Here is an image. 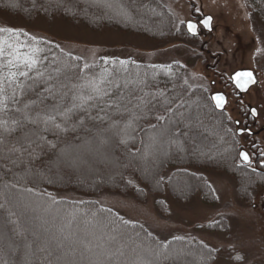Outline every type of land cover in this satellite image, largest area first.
<instances>
[{
    "label": "trees",
    "instance_id": "obj_1",
    "mask_svg": "<svg viewBox=\"0 0 264 264\" xmlns=\"http://www.w3.org/2000/svg\"><path fill=\"white\" fill-rule=\"evenodd\" d=\"M107 1L113 3L111 12L102 8ZM245 2L264 24V0ZM0 13L27 21L59 17L91 31L114 29L159 44L191 40L160 0H0ZM0 29L8 30L0 31V80L9 97L8 111L0 117L9 123L22 120L16 109L25 104L34 114L39 101L54 102L50 92L61 104H70L76 96L94 97L71 121L57 116L60 129L23 120L11 133L0 129V264H215L218 252L199 239L162 240L94 200L55 195L111 192L134 195L139 202L168 196L180 203L200 197L215 206L212 185L190 170L206 169L232 177L241 200L253 202V191L264 189V173L242 161L236 126L226 111L216 109L209 91L192 86L179 61L148 64L100 57L87 64L54 41ZM32 59L36 63L26 65ZM21 71L28 76H19ZM10 72L17 73L15 83L6 79ZM141 96L152 103L137 109L136 98ZM117 102H122V115L115 110ZM124 106L131 112H124ZM133 117L132 128L125 131ZM100 142L112 152L109 175L76 169L85 159L81 152L89 156L97 149L107 151ZM170 142L173 149L167 150ZM151 143L156 149L152 156ZM148 157L155 167L145 163ZM156 208L163 217L170 215L165 200H157ZM226 226V221H218L207 230L218 233L224 227L227 232ZM133 243L137 247L131 250Z\"/></svg>",
    "mask_w": 264,
    "mask_h": 264
},
{
    "label": "rangeland",
    "instance_id": "obj_2",
    "mask_svg": "<svg viewBox=\"0 0 264 264\" xmlns=\"http://www.w3.org/2000/svg\"><path fill=\"white\" fill-rule=\"evenodd\" d=\"M98 1L94 0L95 4ZM160 1L174 14L177 27L192 19L191 6L194 4L197 14L214 19L213 33H201L196 41L159 44L114 29L91 31L81 23L59 17L27 21L4 13H0V27L54 41L61 49L82 58L87 64L100 57L133 59L148 64L181 62L192 86L205 88L210 96L225 94L229 102L226 112L232 124L238 121L241 128H249L254 133V137L244 136L240 140L242 149L254 160L259 151L252 150L253 146L258 145L264 153V24L251 12L245 0ZM112 4L107 1L102 8L111 12ZM124 8H127L126 5ZM245 69L254 71L258 84L246 95H241L234 89L232 79L237 70ZM252 107L259 112L256 120L248 114ZM100 144L106 152L97 149L89 156L81 152L84 162L81 161L75 168L88 174L94 170L99 175L108 176L112 152H108L107 144ZM171 148L173 142L166 147L167 150ZM148 151L150 156L154 155L156 149L153 143ZM86 162L88 165H85ZM145 163L151 167L156 165L151 157L145 158ZM190 170L206 177L212 185L218 198L215 206L204 204L200 197L180 203L168 196H148L145 202H139L134 195L111 192L89 196L70 191L56 192L55 195L77 201L94 200L126 219L144 225L162 240L176 237L199 239L218 252L215 264H264V189L253 191L254 200L247 203L241 200L237 183L232 177L206 169ZM159 199L166 201L170 210L168 217H163L156 208ZM218 221H226L227 232L224 227L218 233L207 230L209 225ZM136 247L137 244L133 243L131 250ZM238 256L241 259H237Z\"/></svg>",
    "mask_w": 264,
    "mask_h": 264
},
{
    "label": "snow or ice",
    "instance_id": "obj_3",
    "mask_svg": "<svg viewBox=\"0 0 264 264\" xmlns=\"http://www.w3.org/2000/svg\"><path fill=\"white\" fill-rule=\"evenodd\" d=\"M211 20H212V17H210V16L207 19H205L204 20L205 26H210ZM188 27L190 30L193 31V33H195V31H196V25L195 24H189ZM0 31H8V30L7 29H0ZM2 54H3V49L0 48V55H2ZM25 63H26V65L31 66L32 64H35L36 61L34 59H32L30 61H26ZM18 74L21 77H27L28 76V72H24V71H21ZM16 77H17L16 72H10L6 79L9 83H15ZM244 77H247V79L246 80L243 79ZM233 79L235 80L237 87H240V88H245V86L248 83H254L255 82V80L253 78V73L250 71L249 72H238L233 77ZM4 84H5V81L0 80V112L8 111L7 102L9 100V97L6 95V89H5ZM17 87L22 88V85L17 84ZM93 90L97 91V92L99 91L98 88H94ZM50 95H51L54 102L51 104H46L43 100L39 101V103L37 104V107L39 108V110L36 111L34 114L30 111V109L32 107L30 104H25L23 109L17 108L16 111L19 113H22V120L23 121H28L29 123H32V124L38 125V126L42 124L45 126V129H47V127L49 125H51L55 129H60L61 124L56 122L57 116L63 117V122H65V123L69 122V121H71L73 115H75L77 110H83L85 104H87L88 101L94 99V97L91 95H89V96H76L72 99L70 104H61L57 100L55 93L50 92ZM11 99L15 102V92L12 93ZM60 99H64V97H61ZM213 99H215L217 101V104L219 107H223L222 102L224 101V97L216 96V97H213ZM136 101L137 102L135 103L134 106L137 109H139L141 106L147 107L149 104L152 103V101L150 99H148L144 96L137 97ZM128 103L129 104L133 103L131 98H129ZM121 104H122V102H117L114 104V107H115V110L117 111V113L122 115ZM111 106H113V105H110V107ZM123 111L124 112H131V110L128 109L126 106H124ZM253 111H255V110H253ZM159 119H164V117H159ZM22 120L14 118L11 121V123H9V121L0 117V129H3L4 131L11 133L12 131L15 130L16 127L20 126V124L22 123ZM80 122L83 123L82 120ZM133 122H134V117H133V120L131 122H128L125 124V131L127 129L132 128ZM113 127H118V125L114 124ZM0 135H2V133H0ZM40 138L43 139V137H40ZM32 142H34V141H32ZM37 146H39V145H37ZM22 147H23V145H22ZM240 156L243 159V161L248 162V163L251 162L248 153L241 152ZM237 259H241V257L238 256Z\"/></svg>",
    "mask_w": 264,
    "mask_h": 264
},
{
    "label": "flooded vegetation",
    "instance_id": "obj_4",
    "mask_svg": "<svg viewBox=\"0 0 264 264\" xmlns=\"http://www.w3.org/2000/svg\"><path fill=\"white\" fill-rule=\"evenodd\" d=\"M191 8H192V12H193V17H192V19L191 20H189V21H187V22H184V23H182V27H183V29H184V32H185V34L187 35V37H190V39L191 40H185L184 42H182V43H185V42H190V41H196L197 39L199 40V35H201V33L203 34V35H205V34H212L213 32H209L208 30H206L203 26H202V24H201V21H202V19H203V17L204 16H207V15H201V14H197V10H196V6L194 5V4H192V6H191ZM214 20V19H213ZM189 22H194L195 24H196V31H195V33H193V31L192 30H190L189 29V27H188V23ZM213 30H214V21H213ZM183 46H186L185 44H182ZM238 71V70H237ZM253 71V70H252ZM258 84V83H257ZM214 85V84H213ZM232 85H233V83H232ZM234 87V86H233ZM252 88H254V87H252ZM235 89V88H234ZM251 88H249V90H250ZM248 90V91H249ZM238 92V91H237ZM239 93V92H238ZM248 93V92H247ZM246 93V94H247ZM240 94V93H239ZM245 94V95H246ZM252 108H254V107H252ZM251 109V108H250ZM250 109L248 110V114H249V117L252 119V120H256V119H254L251 115H250ZM226 111V110H225ZM236 122H238V121H235L234 122V124L236 123ZM240 123V122H239ZM239 128L240 129H242V130H250L249 128H241V124H240V126H239ZM237 127H236V131H237ZM244 136H248V135H243L242 137H244ZM248 137H254V133H253V135L252 136H248ZM241 138V137H240ZM255 147V148H254ZM252 150H254V151H259L258 153H256V155H255V158H254V163H253V165L251 164V162H252V159H251V157H250V163H246V162H244L243 161V159H242V161L245 163V164H247V165H249V166H251V167H255L254 169H256V170H260L261 172H263L264 173V153L262 152V150H260L259 148H258V145H255V146H253V148H252ZM242 152H246V151H244L243 149H242ZM247 153V152H246ZM249 155V154H248ZM251 164V165H250Z\"/></svg>",
    "mask_w": 264,
    "mask_h": 264
},
{
    "label": "water",
    "instance_id": "obj_5",
    "mask_svg": "<svg viewBox=\"0 0 264 264\" xmlns=\"http://www.w3.org/2000/svg\"><path fill=\"white\" fill-rule=\"evenodd\" d=\"M208 17H209V15L204 16L203 19H202V21H201V24H202V26H203L206 30H208L209 32H213V21H214L213 18H212V20H211L210 26H205V24H204V20L207 19ZM210 17H211V16H210ZM189 24H195V23H194V22H189L188 25H189ZM195 25H196V24H195ZM249 71L253 73V78H254L255 82H254V83H248V84L245 86V88L237 87L235 80L232 79V83H233V86H234L235 90L238 91L241 95H245V94L248 92L249 88L255 87V86L257 85V83H258V79H257V77H256V75H255V73H254V71L249 70V69L238 70V71H236V72L234 73V76H235L236 73H238V72H249ZM234 76H233V77H234ZM243 79L246 80L247 77H244ZM216 96H222V97H224V101L222 102V103H223V107H219L218 104H217V101H216L215 99H213V97H216ZM211 100H212L213 105L216 107V109H217L219 112H224V111L226 110V108L228 107V104H229V102H228V100H227L225 94H223V93H215V94L211 95ZM253 110H255V111H253ZM250 115H251L254 119H258V118H259V112H258V110H257L256 108H251V109H250ZM235 126L238 128L237 131H236V134H237L238 137H242L243 135H248V136H252V135H253V132H252L251 130H242V129H240V128H239V126H240V123H239V122H236V123H235ZM244 162H245V161H244ZM246 163H248V162H246Z\"/></svg>",
    "mask_w": 264,
    "mask_h": 264
}]
</instances>
